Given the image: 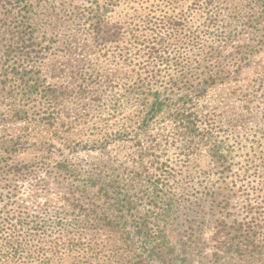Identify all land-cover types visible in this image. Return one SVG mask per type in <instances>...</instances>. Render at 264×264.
<instances>
[{
  "label": "rangeland",
  "instance_id": "374dc122",
  "mask_svg": "<svg viewBox=\"0 0 264 264\" xmlns=\"http://www.w3.org/2000/svg\"><path fill=\"white\" fill-rule=\"evenodd\" d=\"M9 1L15 4L14 0L0 1V73L14 61L7 53L9 33L15 28L10 25ZM25 1L30 4L27 17L34 47L45 49L36 64L47 82L73 88L83 84L92 93L97 88L100 99L97 103L89 97L81 103L69 101L62 114L70 121L60 133L39 131L30 140L45 143L57 153L41 159L39 152L30 149L16 157V161L33 165V172L28 179L16 181L17 187L3 195L0 206L13 201L8 208L27 211L32 216L26 219L32 222L27 228L33 229L36 222L39 229L27 237L31 247L19 250L12 264H159L138 247L133 226L143 215L164 231L178 261L185 256L188 264H264V253H251L243 246L239 253L218 251L210 241L217 220L244 216L249 188L264 163V17L258 16V5L251 0H219L217 26L210 36L189 43L184 32L166 35L165 63L161 67L154 63L159 70L155 80L163 85L171 77L177 80L175 94L164 92L169 96H176L189 84L196 85L197 74L212 64L234 69L201 100L216 126L213 129L231 149V171L222 179L202 145L197 153H182L178 128L171 127L166 115L152 122L150 139L140 137L143 145L155 142V146L143 159L147 170L138 167L134 133L142 107L139 96H127L124 86L139 79V71L148 62L137 54V39L132 43L133 38H123L120 46L115 41L120 35L108 34L103 42L80 26L83 19L79 18L89 16L88 8L95 1L101 8L108 7L105 30L112 32L114 26L125 24L137 31L140 20L154 16V9L180 12L189 5L188 0ZM21 16L26 18L23 10L19 20ZM201 20L196 14L189 21L198 25ZM141 38L138 40L153 46L149 36ZM235 62L239 68L233 66ZM17 133L11 122H0V146H7L8 138ZM70 169L74 176H65ZM92 174L103 178L88 183ZM158 175L168 177L164 196L152 187ZM111 182L121 187L117 196ZM172 196L175 205L168 213L162 212L163 201ZM125 202L132 203L127 206ZM155 214L158 219H152ZM2 253L0 264H7Z\"/></svg>",
  "mask_w": 264,
  "mask_h": 264
},
{
  "label": "trees",
  "instance_id": "16d2710c",
  "mask_svg": "<svg viewBox=\"0 0 264 264\" xmlns=\"http://www.w3.org/2000/svg\"><path fill=\"white\" fill-rule=\"evenodd\" d=\"M2 1V0H0ZM15 4L10 9V17H12L11 26L14 30L10 32L9 46L7 53L11 56L13 65L9 68H2L0 73V101L2 119L0 122H11L18 132L16 136L8 138V145L0 146V201H4L3 195L12 193L16 188V181H23L29 178L31 172V164L16 161L18 154L26 152L30 149L39 152L41 159L49 158L57 153L55 148L47 146L45 143L36 144L30 140L39 131L49 134L60 133L62 127L70 121L67 116H63V106L71 102H83L84 99H89L93 102L99 101V92L89 90L83 84H79L73 88L64 84L48 83L43 76L41 70L36 64V60L41 52L45 49L36 50L34 47L33 30L30 29L29 13L30 4L25 0H14ZM189 5L185 10H155L154 16L148 15L142 18L137 31H134L129 25H120L116 30H105L107 17H104L108 7L101 8L100 3L95 1V6L88 8V17L83 19L80 24L83 28L93 33L94 37L100 41L106 42L107 35L117 36L118 44L123 42V38L130 40L133 38L140 44L137 48V54L144 58L147 63L143 72L139 71L140 77L132 84L124 86V91L127 96L138 95L141 102V114L137 130L134 133L136 137V162L138 167L147 170L143 165V159L153 151L155 142L143 145L140 137L150 139L149 128L152 122L159 116L166 115L170 121L172 128H178L177 135L181 139V150L183 154L189 155L197 153V148L202 145L207 156L210 158L212 166L218 168L222 179L223 176L231 171L230 162L228 160L231 149L225 146V141L222 140L214 124L210 122L208 114L204 112L201 100L205 96L207 90L216 83L224 82L230 76L233 68L225 65L215 66L210 65L208 70H202L197 75L199 80L196 85L189 84L186 89L181 88L176 96L164 94L169 91L175 94L174 88L177 87V80L174 77L165 83V85L155 80L158 73V68L163 62V47L166 35L173 37L177 33L184 32L189 43H196L201 40L202 36H210L215 26H217V17L219 15L218 5L219 0H188ZM252 5H258V16L264 17V0H251ZM109 4V2H108ZM107 6V5H106ZM14 10H17L14 12ZM24 11V17L19 20L18 16ZM199 14L201 22L198 25L192 24L189 20L193 15ZM24 18V19H23ZM257 20V19H256ZM20 30V31H19ZM217 30V29H216ZM12 31V30H11ZM147 32L146 34H143ZM150 37L153 43L151 47L148 43L144 44L141 37ZM119 39V40H118ZM127 44V43H126ZM193 45V44H192ZM120 46H123L121 44ZM44 55V53H43ZM43 57V56H42ZM162 59V60H161ZM161 62V63H158ZM239 68L240 64L234 63ZM143 74L145 76L143 77ZM167 93V92H166ZM93 94V95H92ZM165 95V96H164ZM95 109L94 106H90ZM147 143L151 140H146ZM148 145V146H147ZM157 163V162H156ZM160 163V162H159ZM158 163V164H159ZM67 167V166H65ZM64 169H69L65 168ZM161 167V163H160ZM158 169V166H156ZM259 178L255 180V184L249 189L251 192L247 194V200L243 207L244 216L238 218H223L217 220L214 224L210 236V241L213 248L220 251H235L243 252L241 246L245 250L253 253H264V163L259 168ZM65 176L73 177L74 170L70 169L65 173ZM103 178L99 175H89L88 183H93V179ZM167 176L155 177L152 185L153 189L157 188L164 196L168 189ZM4 183V184H3ZM110 188L117 196L121 187L115 182H111ZM8 189V191H2ZM102 191L101 188H99ZM105 191V189H104ZM105 194L107 192L105 191ZM162 198V197H161ZM132 202H125L129 206ZM0 206V251L3 252V262L12 264L15 261V255L19 250L31 244H27V237L35 235L39 229L36 222L31 225L33 229L29 230L27 226L32 222H27V211H18L14 208H8V205ZM115 203V205H117ZM175 205V198L167 197L163 201L162 212L169 210ZM19 207V208H17ZM17 209L22 208L17 206ZM132 209V208H131ZM12 214H14L12 216ZM161 218V217H160ZM152 219H158L157 214L152 216ZM134 233L139 244L142 254L149 259H152L159 264H188L189 261L185 256L179 260V256L175 254L173 247L167 243L166 235L162 229H157L159 226L155 222H151L146 216H139L136 220ZM156 226V228H155ZM36 227V228H35ZM35 231V232H34ZM25 238L23 239V237ZM262 242V243H261ZM57 245V244H55ZM11 261V262H10ZM147 263V261L145 262Z\"/></svg>",
  "mask_w": 264,
  "mask_h": 264
}]
</instances>
